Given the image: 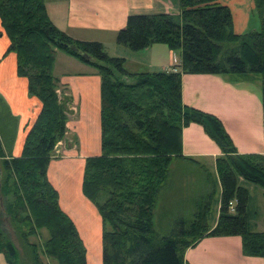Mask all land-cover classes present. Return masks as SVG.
<instances>
[{"label":"trees","instance_id":"obj_1","mask_svg":"<svg viewBox=\"0 0 264 264\" xmlns=\"http://www.w3.org/2000/svg\"><path fill=\"white\" fill-rule=\"evenodd\" d=\"M254 3L259 26L245 33L235 31L224 0H180L177 17L129 15L117 33L118 44L133 51L165 44L181 58L169 70L131 72L126 59L110 55L102 42L76 39L57 27L45 0H0V36L9 40L4 56L16 54L18 76L28 80L29 95L42 104L18 156L12 154L18 119L0 113V264L2 256L8 264H51L44 257L88 264L84 241L48 178L55 147L67 135L72 102L68 86L54 74L58 52L92 66L101 77V152L86 158L83 192L102 217L103 264H190L188 248L206 236L229 235L242 237L244 255L264 258V231L252 226L245 184L264 189V154L240 153L219 117L182 97L186 73L218 74L235 82L259 76L264 109V0ZM3 101L0 96V111ZM191 123L200 124L222 154L217 175L197 164L208 191L191 199L193 219L171 220V211L162 214L159 207L184 164L197 162L183 152V130ZM185 180L179 184L187 190L180 193L193 189ZM157 214L173 234L157 231ZM11 228L18 243L9 235ZM44 231L41 242L31 240Z\"/></svg>","mask_w":264,"mask_h":264},{"label":"crops","instance_id":"obj_2","mask_svg":"<svg viewBox=\"0 0 264 264\" xmlns=\"http://www.w3.org/2000/svg\"><path fill=\"white\" fill-rule=\"evenodd\" d=\"M60 2L64 6L53 7V12L46 2L56 26L76 39L100 41L105 47L107 42L113 43L131 14L180 12V0H57L55 6ZM224 2L232 10L236 32L245 33L259 26L254 0ZM3 36L0 37V96L4 103H1L0 113H10L18 119L12 147V154L18 156L42 104L37 97L29 95L28 80L18 76L16 54L10 52L4 56L9 40L5 34ZM116 44L113 56L124 57L126 68L131 72L169 70L181 62L180 55L165 44H154L139 51ZM54 74L68 86L67 94L72 96V102L67 135L60 146V155L50 162L48 178L59 192L62 209L73 219L84 241L88 264H103L102 217L83 192L86 158L101 152V77L92 66L62 52L57 53ZM182 97L185 104L219 117L240 153L264 154V109L259 76L235 82L218 74L186 73L182 77ZM183 152L197 161L192 165L198 169L200 177L197 164L207 166L217 175L216 159L222 150L200 124L191 123L184 128ZM178 164L179 161L172 170ZM198 181V189H191L192 194L180 193L183 182L176 184L175 181L166 191V199L161 201L162 214L175 209H193L191 199L208 191L202 178ZM245 184L250 191L248 207L253 213L252 226L264 231V189L257 184ZM219 208L217 205L213 226L217 223ZM185 261L190 264H264L262 257L244 255L240 235L206 236L186 250ZM2 264L8 263L2 259Z\"/></svg>","mask_w":264,"mask_h":264},{"label":"rangeland","instance_id":"obj_3","mask_svg":"<svg viewBox=\"0 0 264 264\" xmlns=\"http://www.w3.org/2000/svg\"><path fill=\"white\" fill-rule=\"evenodd\" d=\"M45 1L48 3L51 12H53V7L54 8H57V7L58 8H61V7L64 6L61 2L58 3L55 6V2L57 0H45ZM54 13H55V11H54ZM178 14H179V11H175L173 13V15H175L176 17H177ZM1 30H2V25H1V20H0V31ZM0 37H5V36L2 35ZM116 43H117V39L115 38V39H113V43L107 42V45H106L107 52L110 55H112V56L116 52V47H118ZM1 47H2V43L0 42V48ZM64 63L65 62H61L60 64H64ZM151 70L152 69H150V71ZM156 71H158V70H156ZM140 72H144V71H140ZM176 164H177V161L174 162L173 167H175ZM183 167L185 168L184 173H181L180 175H178V180H175V181L177 183H179V182H181V181H183V180L186 179L185 181H187V182H189V183L192 184V187H191V188H193L192 191H194V190L196 191L198 189L197 183L199 182L198 180H199V177H200L199 176L198 169L195 168L191 163H185ZM177 169H178V167H177ZM173 172H175V169H173ZM193 184H194V186H193ZM182 187H183V185L180 186L179 190H181V189L187 190L186 187H183V188ZM257 187L260 188L262 186L259 185ZM190 194H192V193H190ZM175 210L176 211H171V213L168 215V218L169 219H171V220H174V219L175 220L184 219V220L189 221V220L193 219V217H194L195 204H193V209H192V207H190V209H182L183 211H180V209H175ZM179 216H181V218H179ZM158 223H159V225H158ZM5 226L6 225H4V228L6 229L7 227H5ZM156 229L162 235L173 234L172 232H170L173 228H170L169 225H167L165 223L162 224L160 217L158 218V214L156 215ZM175 230L180 231L181 229L180 228H175ZM9 232H10L9 235L16 241V243H18V239L16 238L15 233L12 231V228H11V230ZM45 237H47V232L46 231H44L42 233L41 238L31 237V240L32 241H40L41 242ZM2 259L4 261H6L5 258H4V256L1 257V260ZM44 260L47 261V262L49 261L51 264H58V262L56 260L47 259V257H44Z\"/></svg>","mask_w":264,"mask_h":264},{"label":"built area","instance_id":"obj_4","mask_svg":"<svg viewBox=\"0 0 264 264\" xmlns=\"http://www.w3.org/2000/svg\"><path fill=\"white\" fill-rule=\"evenodd\" d=\"M62 145V142L60 141V142H58V144L56 145V155H58V154H60L61 153V151H60V146ZM230 210L232 211V212H234L235 211V208H234V205H233V202H231L230 203Z\"/></svg>","mask_w":264,"mask_h":264},{"label":"bare ground","instance_id":"obj_5","mask_svg":"<svg viewBox=\"0 0 264 264\" xmlns=\"http://www.w3.org/2000/svg\"><path fill=\"white\" fill-rule=\"evenodd\" d=\"M174 72V71H173ZM235 208V207H234ZM236 210V209H235Z\"/></svg>","mask_w":264,"mask_h":264}]
</instances>
